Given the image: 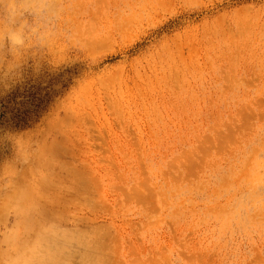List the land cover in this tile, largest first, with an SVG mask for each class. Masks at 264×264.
<instances>
[{"label": "rangeland", "instance_id": "rangeland-1", "mask_svg": "<svg viewBox=\"0 0 264 264\" xmlns=\"http://www.w3.org/2000/svg\"><path fill=\"white\" fill-rule=\"evenodd\" d=\"M0 264H264V0H0ZM5 57V59H3Z\"/></svg>", "mask_w": 264, "mask_h": 264}, {"label": "trees", "instance_id": "trees-1", "mask_svg": "<svg viewBox=\"0 0 264 264\" xmlns=\"http://www.w3.org/2000/svg\"><path fill=\"white\" fill-rule=\"evenodd\" d=\"M44 101L28 96L21 101L8 98L0 101V128L24 129L29 127L45 107Z\"/></svg>", "mask_w": 264, "mask_h": 264}, {"label": "clouds", "instance_id": "clouds-1", "mask_svg": "<svg viewBox=\"0 0 264 264\" xmlns=\"http://www.w3.org/2000/svg\"><path fill=\"white\" fill-rule=\"evenodd\" d=\"M25 27V23L22 20L18 23L16 18H10L6 29L0 27V41L3 42L6 53L12 60H15L18 55L22 57L29 46Z\"/></svg>", "mask_w": 264, "mask_h": 264}]
</instances>
